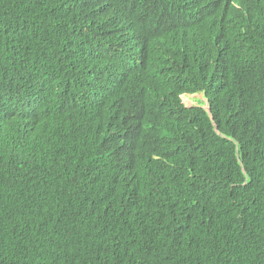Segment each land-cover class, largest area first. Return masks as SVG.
I'll list each match as a JSON object with an SVG mask.
<instances>
[{
    "label": "trees",
    "instance_id": "1",
    "mask_svg": "<svg viewBox=\"0 0 264 264\" xmlns=\"http://www.w3.org/2000/svg\"><path fill=\"white\" fill-rule=\"evenodd\" d=\"M0 264H264V0H0Z\"/></svg>",
    "mask_w": 264,
    "mask_h": 264
},
{
    "label": "rangeland",
    "instance_id": "2",
    "mask_svg": "<svg viewBox=\"0 0 264 264\" xmlns=\"http://www.w3.org/2000/svg\"><path fill=\"white\" fill-rule=\"evenodd\" d=\"M183 101L188 107H203L206 109L208 105L203 93L185 96L183 98Z\"/></svg>",
    "mask_w": 264,
    "mask_h": 264
},
{
    "label": "water",
    "instance_id": "3",
    "mask_svg": "<svg viewBox=\"0 0 264 264\" xmlns=\"http://www.w3.org/2000/svg\"><path fill=\"white\" fill-rule=\"evenodd\" d=\"M207 110H208V111H209V113H210V108H208Z\"/></svg>",
    "mask_w": 264,
    "mask_h": 264
},
{
    "label": "clouds",
    "instance_id": "4",
    "mask_svg": "<svg viewBox=\"0 0 264 264\" xmlns=\"http://www.w3.org/2000/svg\"><path fill=\"white\" fill-rule=\"evenodd\" d=\"M198 94V93H197ZM205 109V108H204ZM206 109H208V107L206 108Z\"/></svg>",
    "mask_w": 264,
    "mask_h": 264
}]
</instances>
